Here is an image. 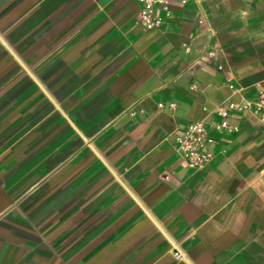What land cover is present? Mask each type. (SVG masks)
<instances>
[{"label":"crops","instance_id":"1","mask_svg":"<svg viewBox=\"0 0 264 264\" xmlns=\"http://www.w3.org/2000/svg\"><path fill=\"white\" fill-rule=\"evenodd\" d=\"M167 1L0 0V264H264V0Z\"/></svg>","mask_w":264,"mask_h":264},{"label":"built area","instance_id":"2","mask_svg":"<svg viewBox=\"0 0 264 264\" xmlns=\"http://www.w3.org/2000/svg\"><path fill=\"white\" fill-rule=\"evenodd\" d=\"M187 0H181L185 4ZM142 5L138 11L136 22L145 30L158 28L161 24V17L154 13V4H158L164 11L165 15L169 13V3L167 0H138ZM219 121L212 125L216 131L230 128L228 123L229 111L244 110L254 115H258L259 119L264 122V95L257 96L254 100L244 102L237 105L233 102L227 104V109L221 106L215 107ZM235 129V128H234ZM173 142L178 149L186 167L199 171L205 168L211 157V145L214 139L209 134L206 125L201 121L190 122L181 127L173 136ZM174 258L180 259L181 254L178 250H174Z\"/></svg>","mask_w":264,"mask_h":264}]
</instances>
